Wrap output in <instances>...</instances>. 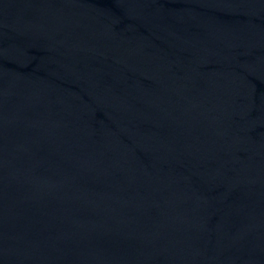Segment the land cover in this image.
Segmentation results:
<instances>
[{
    "label": "water",
    "instance_id": "1",
    "mask_svg": "<svg viewBox=\"0 0 264 264\" xmlns=\"http://www.w3.org/2000/svg\"><path fill=\"white\" fill-rule=\"evenodd\" d=\"M0 264H264V0H0Z\"/></svg>",
    "mask_w": 264,
    "mask_h": 264
}]
</instances>
